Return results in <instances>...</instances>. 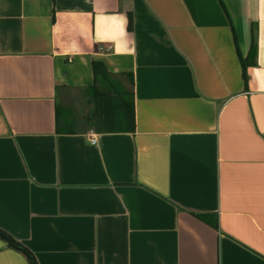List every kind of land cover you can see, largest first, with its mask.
Returning a JSON list of instances; mask_svg holds the SVG:
<instances>
[{"label":"crops","instance_id":"crops-1","mask_svg":"<svg viewBox=\"0 0 264 264\" xmlns=\"http://www.w3.org/2000/svg\"><path fill=\"white\" fill-rule=\"evenodd\" d=\"M0 264H264V0H0Z\"/></svg>","mask_w":264,"mask_h":264},{"label":"trees","instance_id":"trees-1","mask_svg":"<svg viewBox=\"0 0 264 264\" xmlns=\"http://www.w3.org/2000/svg\"><path fill=\"white\" fill-rule=\"evenodd\" d=\"M95 83L93 93L94 111L92 120L100 132H133L136 129V109L133 90V78L130 88H118L115 77L100 60L92 62ZM58 116L66 117L62 106L58 107Z\"/></svg>","mask_w":264,"mask_h":264},{"label":"built area","instance_id":"built-area-1","mask_svg":"<svg viewBox=\"0 0 264 264\" xmlns=\"http://www.w3.org/2000/svg\"><path fill=\"white\" fill-rule=\"evenodd\" d=\"M111 48V47H109ZM92 143L96 144L97 143V135L96 134H93L92 135V140H91Z\"/></svg>","mask_w":264,"mask_h":264}]
</instances>
